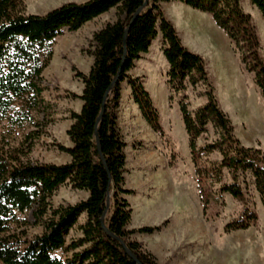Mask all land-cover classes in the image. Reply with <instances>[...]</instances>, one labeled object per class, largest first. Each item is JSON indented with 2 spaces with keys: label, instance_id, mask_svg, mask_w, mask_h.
<instances>
[{
  "label": "trees",
  "instance_id": "1",
  "mask_svg": "<svg viewBox=\"0 0 264 264\" xmlns=\"http://www.w3.org/2000/svg\"><path fill=\"white\" fill-rule=\"evenodd\" d=\"M172 1L213 18L235 46L241 64L254 76V83L264 98L261 42L252 16L242 7V0H150L132 24L126 46L125 31L145 0L66 3L44 15L27 14L23 0H0V124H5L10 135L25 134L30 127L37 129L41 123L36 121L35 114L46 116L52 107L43 97L46 90L43 73L52 60L56 39L64 30L76 32L112 9L118 15L114 23L93 35L91 55L94 63L89 74L76 73L84 84L83 93L78 96L83 105L80 113L70 114L73 124L67 135L72 147L59 146L71 161L56 165L24 159L25 143L29 149L43 130H31L17 148L9 147L4 136L0 138V264H138L120 242L106 234L101 224L108 190L112 210L106 219L109 231L126 244L140 264H158L156 257L133 236L160 232L166 223L129 229L133 209L125 196L135 192L125 188L127 143L118 126V109L122 98L121 83L127 81L143 119L154 133L165 138L159 111L143 79L129 75L160 35L169 65L167 83L171 92L179 96L178 107L188 136L204 214L213 204L221 203L224 194H229L243 208L239 217L225 226V232L245 231L258 223V213L241 179L247 174L253 178L264 209V152L243 146L235 136L234 125L217 100L206 60L184 46L173 23L163 13L162 4ZM250 1L264 18V0ZM125 53L124 68L107 98L98 127L105 166L95 137L96 123ZM198 86L205 88L202 97L206 103L192 113L187 90ZM210 124L218 140L199 147L198 140L207 133ZM216 152L221 161H209L208 156ZM226 171L231 178L230 184L225 182ZM66 183L75 190L87 192L88 198L75 205L54 208L51 199ZM27 212H32L35 221L43 226L41 235L28 238L27 223L19 226L18 215ZM82 215H86V223L81 226L82 238L68 245L66 238ZM83 247L81 252L75 253ZM59 251L74 253L71 257H60L56 254Z\"/></svg>",
  "mask_w": 264,
  "mask_h": 264
},
{
  "label": "rangeland",
  "instance_id": "2",
  "mask_svg": "<svg viewBox=\"0 0 264 264\" xmlns=\"http://www.w3.org/2000/svg\"><path fill=\"white\" fill-rule=\"evenodd\" d=\"M23 1L27 14L44 15L63 4L84 3L88 0ZM242 7L252 16L264 57V18L250 0H242ZM163 13L165 15L164 10ZM117 18V11L112 9L86 23L76 32L64 30L56 39L52 60L43 73V85L46 88L43 97L52 107L46 116L43 113L35 114L36 121L41 123L40 127H30L25 134L20 132V135H17L15 132L10 135L5 124H0V138L4 136L9 147L15 148L22 145L24 137L31 130H43L44 133L33 141L29 149L25 143L22 148L26 150L25 160L56 165L71 161L70 156L62 152L59 146L72 147L67 135L73 124L70 114L80 113L83 105L78 96L82 95L84 84L76 73L89 74L94 63L91 55L94 50V33L107 24L114 23ZM224 42L226 48L231 51V56L227 57L225 66L211 63L208 71L217 100L223 111L229 115L234 125V134L242 145L264 152V98L254 83V76L245 71L239 53L226 35ZM148 60L145 58L144 63L136 62L129 75L143 79L144 86L159 111L165 138L162 139L159 135L157 137L150 131L132 99L127 81L122 82L118 126L127 143L125 188L135 192L125 198L132 206V220L135 221L130 224V230H134L133 227H158L164 223L166 226L151 235L136 234L133 239L143 243L145 250L156 257L158 264H264V209L253 178L247 174L241 182L249 201L258 213V223L245 231L226 233L225 226L239 217L243 206L231 195L224 194L221 203L213 204L204 214L188 136L178 107L179 96L171 92L166 103V93L162 84L156 89L158 83L152 78L147 67ZM158 71V75L164 80L166 75L162 67H158ZM226 79L233 80L231 85L235 87L234 91L224 89L228 84ZM204 91L203 86L188 87L192 113L206 103L202 97ZM217 140V132L210 124L198 146L203 147ZM208 160L220 162L221 156L216 152L209 155ZM225 182L231 183L228 171L225 172ZM87 198V192L75 190L66 183L52 197L51 205L54 208L75 205ZM148 205L152 209L150 217L147 215L149 211L144 212ZM111 211L110 208L109 213ZM156 214L161 215L157 217ZM18 217L20 227L27 223L25 228L28 238L43 233V226L35 221L32 212ZM85 223L86 215H82L66 238L68 245L82 238L81 226ZM84 248H79L75 253ZM73 253L63 254L59 251L56 254L60 257H71Z\"/></svg>",
  "mask_w": 264,
  "mask_h": 264
},
{
  "label": "crops",
  "instance_id": "3",
  "mask_svg": "<svg viewBox=\"0 0 264 264\" xmlns=\"http://www.w3.org/2000/svg\"><path fill=\"white\" fill-rule=\"evenodd\" d=\"M162 9L165 12L166 18L171 21L176 28L184 46L193 53L201 55L206 60L208 71H210L209 65L211 63H220L224 64L223 66H225L227 57L231 56V51L226 48L224 42V37L226 34L216 25L210 15L201 11L193 10L190 7L177 1L162 4ZM145 58L149 59L148 63L146 62L147 67L150 70L152 78H155L158 83V87L156 89H159L162 84V89L166 93L165 101L166 103H168V96H170L171 94V90L167 83V73L169 71V65L163 54V39L161 35L153 42L150 48V52L148 54L142 55V58L138 61V64L139 62L144 63L143 59ZM158 67H162V71L166 75L164 80H162L161 76L158 75ZM226 81L228 82V84L224 89H227L228 91H234L235 87L231 85V83H233V80L226 79ZM149 129L150 131H152L150 127ZM153 134L158 137V134L154 132ZM201 138L198 140V145ZM151 210L152 209L150 205H148L147 209H145L144 212L149 211L147 215H149L150 217L152 216ZM156 215L157 217H160L161 214ZM132 222L135 223V221L133 220ZM132 222L131 224H133ZM148 225L152 226V224ZM133 229L135 228L133 227ZM186 261L190 263V261Z\"/></svg>",
  "mask_w": 264,
  "mask_h": 264
},
{
  "label": "water",
  "instance_id": "4",
  "mask_svg": "<svg viewBox=\"0 0 264 264\" xmlns=\"http://www.w3.org/2000/svg\"><path fill=\"white\" fill-rule=\"evenodd\" d=\"M149 3H150V0H145V3H144V5L135 13V15H134V17H133V19H132V22H131V24H130V26L126 29V31H125V35H124V45L126 46V43H127V36H128V34H129V31H130V28H131V26H132V24L135 22V20L139 17V15L148 7V5H149ZM125 59H126V53L124 54V58H123V61H122V64H121V66H120V69H119V72H118V75L116 76V78L114 79V81H113V84H112V86L110 87V89L108 90V92H107V94L105 95V98H104V101H103V105H102V110H101V113H100V115H99V117H98V120H97V123H96V130H95V137H96V141H97V144H98V150H99V153H100V157H101V160H102V162H103V164L106 166V161H105V158H104V156H103V153H102V149H101V146H100V142H99V135H98V127H99V124H100V122L102 121V119H103V116H104V112H105V108H106V102H107V98H108V96H109V94L111 93V91L113 90V88L115 87V85L117 84V82H118V80H119V76H120V74H121V72H122V70H123V68H124V62H125ZM108 171V170H107ZM110 208H111V196H110V194H109V190H108V198H107V206H106V209H105V211H104V213H103V216H102V218H101V224H102V226H103V228H104V230H105V232H106V234L110 237V238H112V239H114V240H116V241H118V242H120L121 244H122V246L124 247V249H125V251L127 252V254L136 262V263H138V264H140L139 263V261H138V259L128 250V248L126 247V244L121 240V239H119L118 237H116L114 234H112L110 231H109V229H108V227L106 226V219H107V216H108V213H109V211H110Z\"/></svg>",
  "mask_w": 264,
  "mask_h": 264
}]
</instances>
